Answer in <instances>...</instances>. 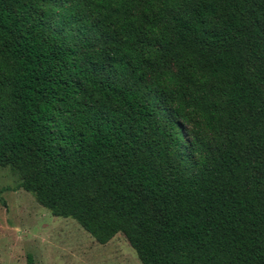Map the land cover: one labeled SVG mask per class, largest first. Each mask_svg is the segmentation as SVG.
Masks as SVG:
<instances>
[{
  "label": "trees",
  "instance_id": "1",
  "mask_svg": "<svg viewBox=\"0 0 264 264\" xmlns=\"http://www.w3.org/2000/svg\"><path fill=\"white\" fill-rule=\"evenodd\" d=\"M0 166L141 264H264V0H0Z\"/></svg>",
  "mask_w": 264,
  "mask_h": 264
},
{
  "label": "rangeland",
  "instance_id": "2",
  "mask_svg": "<svg viewBox=\"0 0 264 264\" xmlns=\"http://www.w3.org/2000/svg\"><path fill=\"white\" fill-rule=\"evenodd\" d=\"M20 182L0 166V264H26L29 254L36 264H141L122 233L98 244L76 221L52 216Z\"/></svg>",
  "mask_w": 264,
  "mask_h": 264
},
{
  "label": "crops",
  "instance_id": "3",
  "mask_svg": "<svg viewBox=\"0 0 264 264\" xmlns=\"http://www.w3.org/2000/svg\"><path fill=\"white\" fill-rule=\"evenodd\" d=\"M119 234V233H118ZM118 234H116L115 236H114V238H112L109 242H112L113 240H115V238L117 237V235ZM107 244V243H106ZM130 246V245H129ZM129 253L131 254V252L129 251ZM131 255H133V254H131ZM125 264V263H124Z\"/></svg>",
  "mask_w": 264,
  "mask_h": 264
}]
</instances>
